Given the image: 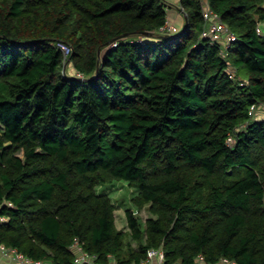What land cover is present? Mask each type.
<instances>
[{"label":"trees","instance_id":"1","mask_svg":"<svg viewBox=\"0 0 264 264\" xmlns=\"http://www.w3.org/2000/svg\"><path fill=\"white\" fill-rule=\"evenodd\" d=\"M208 2L228 47L202 0L168 36L167 0H0V243L48 264L77 244L83 264L160 246L166 264H264V0ZM122 178L145 227L97 191Z\"/></svg>","mask_w":264,"mask_h":264},{"label":"built area","instance_id":"2","mask_svg":"<svg viewBox=\"0 0 264 264\" xmlns=\"http://www.w3.org/2000/svg\"><path fill=\"white\" fill-rule=\"evenodd\" d=\"M202 13L205 17L208 26L204 31L203 35L209 37L212 41L222 40L226 47L231 45L235 35L230 30L229 26L223 21L219 13L209 4L208 0H202ZM178 8L186 15L184 7L179 3ZM180 29L173 21L168 19L161 27L160 32L162 33H174ZM261 32V27H258ZM142 40V39H140ZM58 46L63 50L65 60L69 61V56L72 52V47L69 43L65 41H59ZM116 44V42L114 43ZM264 112V103H263ZM256 110L254 109L253 113ZM264 116V113H263ZM232 137L229 138V140ZM77 249L79 250L78 256L75 259L74 264H83L85 262H94V257L88 251L82 249V247L77 244ZM0 256L7 260L11 264H48L47 262L39 259L32 258L25 255L17 247L7 246L4 243H0ZM95 263V262H94ZM199 263L205 264L203 257H199ZM107 264H116L114 259ZM141 264H166V257L163 247H151L149 249V256L146 260L142 261ZM216 264H238L235 260L228 257H222Z\"/></svg>","mask_w":264,"mask_h":264},{"label":"rangeland","instance_id":"3","mask_svg":"<svg viewBox=\"0 0 264 264\" xmlns=\"http://www.w3.org/2000/svg\"><path fill=\"white\" fill-rule=\"evenodd\" d=\"M168 13L170 14V10H168ZM182 15L184 18L183 12ZM229 141L230 143H233L234 139L232 138ZM97 191L99 193H107L112 197V200L118 206L116 209L117 224L122 228H125L127 225L126 211L128 208L136 211L137 215H139L141 219L143 227L146 226V217L153 215L150 211L149 205H146L143 208H138V206L133 202V197L139 190L137 187L130 185L129 181L126 179L122 178L114 179L110 182H101L97 185ZM127 230H129V228ZM0 258L3 259L1 256Z\"/></svg>","mask_w":264,"mask_h":264},{"label":"crops","instance_id":"4","mask_svg":"<svg viewBox=\"0 0 264 264\" xmlns=\"http://www.w3.org/2000/svg\"><path fill=\"white\" fill-rule=\"evenodd\" d=\"M167 1L170 3L169 7H168V10H170V14L168 13V19L173 21L178 27H181L183 25V23L185 22V15H184V18H183L182 12L178 8L180 0H167ZM263 113L264 112L262 111V115H263ZM115 214H116V211H115ZM146 219H147V217H146ZM116 223H117V218H116ZM117 226L119 228H122L118 224H117ZM127 227L130 228L129 225H128V221H127V225L125 226V228H127ZM125 228H123V229H125ZM127 229H125V230H127Z\"/></svg>","mask_w":264,"mask_h":264},{"label":"water","instance_id":"5","mask_svg":"<svg viewBox=\"0 0 264 264\" xmlns=\"http://www.w3.org/2000/svg\"><path fill=\"white\" fill-rule=\"evenodd\" d=\"M185 20H186V21L188 20L187 16L185 17ZM185 26H186V25H185ZM185 26L180 30V33H182V32L184 31ZM144 34H145V35H151L152 33H151L150 31H145ZM165 35L168 36V35H171V33H166ZM69 59H70V58H69ZM82 78H84V77H82Z\"/></svg>","mask_w":264,"mask_h":264},{"label":"clouds","instance_id":"6","mask_svg":"<svg viewBox=\"0 0 264 264\" xmlns=\"http://www.w3.org/2000/svg\"><path fill=\"white\" fill-rule=\"evenodd\" d=\"M185 17H186V15H185Z\"/></svg>","mask_w":264,"mask_h":264}]
</instances>
